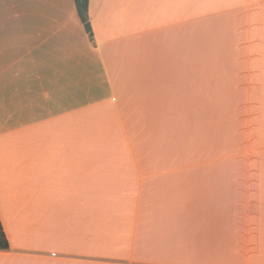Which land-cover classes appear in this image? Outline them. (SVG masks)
<instances>
[{"label":"crops","instance_id":"crops-1","mask_svg":"<svg viewBox=\"0 0 264 264\" xmlns=\"http://www.w3.org/2000/svg\"><path fill=\"white\" fill-rule=\"evenodd\" d=\"M0 0V264H264V0Z\"/></svg>","mask_w":264,"mask_h":264},{"label":"trees","instance_id":"trees-1","mask_svg":"<svg viewBox=\"0 0 264 264\" xmlns=\"http://www.w3.org/2000/svg\"><path fill=\"white\" fill-rule=\"evenodd\" d=\"M88 2L89 0H74L78 16L82 24L84 25L87 34L91 37V30L88 23ZM7 249H8V243L0 225V250H7Z\"/></svg>","mask_w":264,"mask_h":264}]
</instances>
